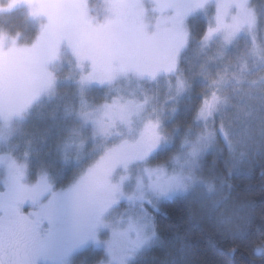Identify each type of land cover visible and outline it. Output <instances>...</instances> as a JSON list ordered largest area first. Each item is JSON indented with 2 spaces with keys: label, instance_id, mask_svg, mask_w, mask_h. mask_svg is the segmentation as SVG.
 Wrapping results in <instances>:
<instances>
[{
  "label": "rangeland",
  "instance_id": "1",
  "mask_svg": "<svg viewBox=\"0 0 264 264\" xmlns=\"http://www.w3.org/2000/svg\"><path fill=\"white\" fill-rule=\"evenodd\" d=\"M260 2L0 0V14L21 9L36 24L28 43L0 35L1 234L17 242L27 230L42 245L32 264H130L161 203L217 200L213 169L264 142ZM199 17L207 27L191 49ZM96 88L109 98L88 105ZM43 111L64 133L46 156L59 175L37 156L40 141L35 172L19 157ZM182 113L191 123L173 125ZM159 151L169 158L154 164Z\"/></svg>",
  "mask_w": 264,
  "mask_h": 264
},
{
  "label": "trees",
  "instance_id": "2",
  "mask_svg": "<svg viewBox=\"0 0 264 264\" xmlns=\"http://www.w3.org/2000/svg\"><path fill=\"white\" fill-rule=\"evenodd\" d=\"M261 3L264 4V0ZM196 22L195 25L190 22L189 26L191 49L200 44L199 40L207 27V22L201 20V17ZM35 34L36 24L30 21L23 10L0 14L2 41L15 39L19 43H28ZM181 61L180 64L187 71V61ZM92 92H96L97 96H87L88 105L109 98L108 93L97 88ZM199 92L197 87L192 88L191 107ZM70 100L75 101L74 95ZM184 101L185 98L176 105L178 110ZM49 115L42 112L45 121L37 123L33 130L26 131L28 146L24 145V139L17 149L21 152L19 157L26 154L28 162L32 160V171L35 172L41 166L34 162L40 155L55 167V173L59 175L58 158L52 156L48 159L46 156L49 150L60 146L61 141L57 143V140L64 133L61 127L46 120ZM191 121L192 117L188 119L187 114L182 113L173 121V125L190 124ZM35 140L40 141L35 142L37 145L42 144L37 150V156L30 158L31 144ZM256 146L257 152L252 147L247 149L240 157L241 163L237 160L230 167H225L222 160L218 164L219 170L213 169L209 180L214 181V186L220 190L217 200L200 193L198 196L179 197L161 203L152 212L154 238L137 253L136 259L130 264H264V142L259 141ZM154 157L152 163H162L168 160L169 152L159 151ZM212 157L208 156L204 160L208 162ZM71 171L61 176L65 180L71 178ZM219 177H223V182ZM55 188H58L56 184ZM97 253L96 260H99L102 255Z\"/></svg>",
  "mask_w": 264,
  "mask_h": 264
},
{
  "label": "flooded vegetation",
  "instance_id": "3",
  "mask_svg": "<svg viewBox=\"0 0 264 264\" xmlns=\"http://www.w3.org/2000/svg\"><path fill=\"white\" fill-rule=\"evenodd\" d=\"M18 237L17 242H12L0 232V264H32L31 261L42 249V245L30 237L27 230Z\"/></svg>",
  "mask_w": 264,
  "mask_h": 264
},
{
  "label": "snow or ice",
  "instance_id": "4",
  "mask_svg": "<svg viewBox=\"0 0 264 264\" xmlns=\"http://www.w3.org/2000/svg\"><path fill=\"white\" fill-rule=\"evenodd\" d=\"M209 31L212 32V31H215V29H210Z\"/></svg>",
  "mask_w": 264,
  "mask_h": 264
}]
</instances>
